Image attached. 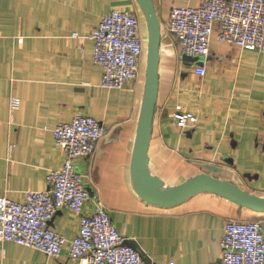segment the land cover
I'll return each mask as SVG.
<instances>
[{
	"label": "crops",
	"instance_id": "crops-1",
	"mask_svg": "<svg viewBox=\"0 0 264 264\" xmlns=\"http://www.w3.org/2000/svg\"><path fill=\"white\" fill-rule=\"evenodd\" d=\"M201 2L154 0L162 40L150 169L167 186L210 173L264 197V53L222 42L214 28L206 59L184 55L166 25L174 7ZM116 9L137 13L146 31L137 0H0V196L23 202L29 191L46 190L49 172L61 169L65 158L53 131L84 113L100 121L106 135L76 169L128 244L150 264H217L228 221L264 224V213L211 193L170 208L137 194L132 156L146 78L121 89L102 87L89 37ZM13 98L21 101L17 110ZM178 106L196 121L179 126ZM92 209L88 201L80 213L63 209L55 215L51 227L66 239L58 260L0 241V264H76L69 257L71 241Z\"/></svg>",
	"mask_w": 264,
	"mask_h": 264
},
{
	"label": "built area",
	"instance_id": "built-area-1",
	"mask_svg": "<svg viewBox=\"0 0 264 264\" xmlns=\"http://www.w3.org/2000/svg\"><path fill=\"white\" fill-rule=\"evenodd\" d=\"M214 28L220 41L264 53V0H202L198 7H174L166 25L167 31L181 41V52L200 60L209 54ZM80 36L74 34L77 39ZM89 37L94 42V61L103 70L102 87L121 89L140 77L147 38L137 13L113 10L101 18ZM196 73L204 76L206 70L198 67ZM20 104L19 98H13L12 110L19 109ZM182 110L178 106L175 113L179 126L196 121ZM53 132L65 153L63 167L49 172L46 190L29 191L23 202L0 196V241L31 247L58 260L66 239L51 227L52 220L63 209L80 213L91 201L93 209L80 218L69 257L76 264H150L128 244L101 199L86 187L84 175L76 169L78 160L96 153L106 135L103 124L77 113ZM221 247L217 264H264L263 222L228 221Z\"/></svg>",
	"mask_w": 264,
	"mask_h": 264
},
{
	"label": "water",
	"instance_id": "water-1",
	"mask_svg": "<svg viewBox=\"0 0 264 264\" xmlns=\"http://www.w3.org/2000/svg\"><path fill=\"white\" fill-rule=\"evenodd\" d=\"M137 2L147 27L146 79L132 156V181L137 194L147 203L170 208L194 195L211 193L226 198L242 208L264 213V197L249 193L238 185L210 173H201L176 186H167L164 180L152 173L149 147L160 83L162 25L154 0Z\"/></svg>",
	"mask_w": 264,
	"mask_h": 264
},
{
	"label": "rangeland",
	"instance_id": "rangeland-1",
	"mask_svg": "<svg viewBox=\"0 0 264 264\" xmlns=\"http://www.w3.org/2000/svg\"><path fill=\"white\" fill-rule=\"evenodd\" d=\"M143 76L146 78V54L144 53L141 67H140V77L143 78Z\"/></svg>",
	"mask_w": 264,
	"mask_h": 264
},
{
	"label": "trees",
	"instance_id": "trees-1",
	"mask_svg": "<svg viewBox=\"0 0 264 264\" xmlns=\"http://www.w3.org/2000/svg\"><path fill=\"white\" fill-rule=\"evenodd\" d=\"M145 19V18H144ZM146 22V21H145ZM145 33H146V38H147V28H146V31H145ZM146 50H145V54L147 55V41H146Z\"/></svg>",
	"mask_w": 264,
	"mask_h": 264
}]
</instances>
